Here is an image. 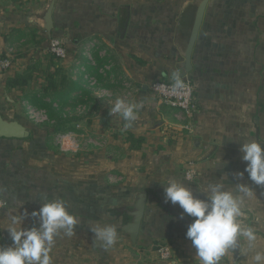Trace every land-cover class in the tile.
Instances as JSON below:
<instances>
[{
    "label": "crops",
    "instance_id": "0c3cea01",
    "mask_svg": "<svg viewBox=\"0 0 264 264\" xmlns=\"http://www.w3.org/2000/svg\"><path fill=\"white\" fill-rule=\"evenodd\" d=\"M200 1L0 0V59L12 63L0 70L1 115L24 124L27 104L46 110L36 98L41 104L52 98L62 108L57 138L72 135L62 139L63 151L43 147L42 135L0 138V197L6 202L0 247L12 243V215L27 212L22 227L38 226L31 213L46 194L66 201L79 220L71 237L55 238L52 264H200L185 236L193 218L181 219L183 209L165 203L164 185L174 178L201 199L209 183L241 196L255 247L240 238L237 253L230 251L220 264H255V253H264V187L247 172L234 175L246 166L241 143L264 142V0H208L191 69L181 77ZM52 35L64 41L67 57L47 51ZM174 72L193 84L188 113L164 105L150 90L155 80H173ZM118 97L141 105L130 129L110 114ZM236 183L248 184L252 194L237 193ZM144 192L133 239L132 212ZM94 224L115 225L117 243L108 250L94 244ZM160 247L169 250L168 258Z\"/></svg>",
    "mask_w": 264,
    "mask_h": 264
},
{
    "label": "clouds",
    "instance_id": "9594fccd",
    "mask_svg": "<svg viewBox=\"0 0 264 264\" xmlns=\"http://www.w3.org/2000/svg\"><path fill=\"white\" fill-rule=\"evenodd\" d=\"M173 89L183 88L184 82L178 73H173ZM141 105L130 102L126 98L118 97L110 107V114H118L125 129L133 127L138 119ZM241 159L246 162L243 172L234 175L243 178L247 172L249 179L259 187H264V142L251 140L241 143ZM0 191H3L0 189ZM165 203L178 204L185 214L193 218L188 224L185 236L196 250V257L200 264H220L222 258L232 250L240 247V238L247 241L248 247H255L257 235L251 227L244 226L242 217L245 215L241 196L232 191H226L222 183H209L201 192L206 196L201 199L192 189L182 182L169 178L164 185ZM236 192L251 195V188L246 183H236ZM45 201L38 211L31 213L38 217V226L22 227L28 216H11V223L7 228L12 241L10 246L0 247V264H52L50 255L55 238L62 233L71 237L79 220L75 214L68 211L67 202L62 199ZM94 235V244L104 250L110 249L118 241L115 225H90ZM255 264H264V253L257 251L252 257Z\"/></svg>",
    "mask_w": 264,
    "mask_h": 264
},
{
    "label": "built area",
    "instance_id": "2783aa9c",
    "mask_svg": "<svg viewBox=\"0 0 264 264\" xmlns=\"http://www.w3.org/2000/svg\"><path fill=\"white\" fill-rule=\"evenodd\" d=\"M50 53L57 59H63L67 56V50L60 38H51L48 43ZM9 66V60L4 58L0 59V69H6ZM184 82V87L181 89H173V80H155L150 85V90L153 96L159 99L164 105L176 108L183 113H188L193 104V91L194 87L192 82L187 78H181ZM29 109V108H28ZM29 117L35 122L43 123L48 120L47 112L45 110H39L36 108L29 109ZM72 136L69 134L60 135V144L63 148L62 139ZM70 148V147H68ZM192 177L190 173L187 174V178ZM6 206V202L0 197V210ZM160 256L164 259L168 258L170 253L166 247H160L158 249Z\"/></svg>",
    "mask_w": 264,
    "mask_h": 264
},
{
    "label": "water",
    "instance_id": "95a60500",
    "mask_svg": "<svg viewBox=\"0 0 264 264\" xmlns=\"http://www.w3.org/2000/svg\"><path fill=\"white\" fill-rule=\"evenodd\" d=\"M208 0H201L196 7L193 21L188 37L186 46L184 47V62L182 63L181 77L185 75L191 69V55L195 41L197 39L198 31L201 25L202 16ZM51 8L48 10L46 15L47 29L50 30L52 27ZM30 135V130L21 122L16 119H5L0 113V138H27ZM146 193H142L135 203V209L132 212L133 222L130 226V233L133 239L136 238L138 228L141 223L142 215L145 208ZM236 249V253H237Z\"/></svg>",
    "mask_w": 264,
    "mask_h": 264
},
{
    "label": "rangeland",
    "instance_id": "374dc122",
    "mask_svg": "<svg viewBox=\"0 0 264 264\" xmlns=\"http://www.w3.org/2000/svg\"><path fill=\"white\" fill-rule=\"evenodd\" d=\"M51 38H60L61 39V37L59 36V35H52L51 37H49V39H48V42H47V49L49 50V48H48V43H49V41H50V39ZM62 42H63V44H64V46H65V43H64V41L62 40ZM65 49L67 50V48H66V46H65ZM47 50V51H48ZM49 53H50V51H48ZM51 54V53H50ZM67 56H68V50H67ZM66 56V57H67ZM6 59H8L9 60V66L7 67V68H9L10 67V65L12 64L11 63V59L10 58H6ZM6 68V69H7ZM0 70H5V69H0ZM47 100V102H48V100H50V99H46ZM57 104L54 102L53 103V106H56ZM58 105H60V104H58ZM61 106V105H60ZM37 108L36 106H34V105H29V104H27V106L25 107V111H23V120H22V122H24V124H25V126L30 130V135L27 137V138H22L23 140L24 139H28L29 137L31 138V137H33V136H41V138L43 137V143L45 144H42V146L43 147H47V148H49V150H52V148H56V146L60 149V150H62V148H61V144H60V140H59V138H57V135H58V133L57 132H61V131H63V130H58L59 129V124H57V121H56V123H54L53 125H49L48 123H47V121H49V116H48V120L47 121H45V122H43V123H37V122H35L34 120H32L30 117H29V109L30 108ZM29 108V109H28ZM48 114V113H47ZM53 117H55V116H53ZM55 119H56V117H55ZM52 121V120H51ZM52 123V122H51ZM22 140V141H23ZM56 141V142H55ZM32 142L33 143H36V144H34V145H37V146H39L40 144H39V142L37 141V142H35L34 140H32ZM48 143H50V144H52V145H48ZM55 143L56 144H58V145H55ZM77 150H80V148L79 149H77ZM63 151V150H62Z\"/></svg>",
    "mask_w": 264,
    "mask_h": 264
},
{
    "label": "trees",
    "instance_id": "16d2710c",
    "mask_svg": "<svg viewBox=\"0 0 264 264\" xmlns=\"http://www.w3.org/2000/svg\"><path fill=\"white\" fill-rule=\"evenodd\" d=\"M52 55V54H51ZM53 56V55H52ZM54 57V56H53ZM7 84H10V79L7 81ZM51 101L50 102H47V103H40L41 100L40 98H36V103H37V106H39L38 108L42 107V108H45L47 111V115L49 116V121H47V123L49 125H53L54 123H56L57 121V124H59V129L58 130H62L61 128V123H59L60 119H61V103L59 102L60 105H56V106H53V102H52V98L50 99ZM55 116V117H53ZM52 120V121H51ZM52 122V123H51Z\"/></svg>",
    "mask_w": 264,
    "mask_h": 264
}]
</instances>
